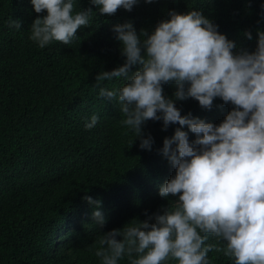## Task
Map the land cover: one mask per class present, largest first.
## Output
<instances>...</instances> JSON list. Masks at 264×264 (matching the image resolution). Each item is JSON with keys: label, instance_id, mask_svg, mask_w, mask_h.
I'll list each match as a JSON object with an SVG mask.
<instances>
[{"label": "trees", "instance_id": "1", "mask_svg": "<svg viewBox=\"0 0 264 264\" xmlns=\"http://www.w3.org/2000/svg\"><path fill=\"white\" fill-rule=\"evenodd\" d=\"M262 2L138 0L131 10L101 14L90 0H77V8L93 9L90 23L78 27L69 44L53 41L41 48L29 39L30 25L46 10L37 13L30 0H0V264H100L94 253L100 234L134 217L145 219L178 198L159 195V186L175 174L161 151L163 139L177 127L190 141L196 134L179 122L163 128L162 120L148 119L142 134L150 133L154 143L151 150L142 149L139 137L120 122L118 101L98 95L100 86L118 88L123 82L96 81L100 71L125 60L113 26L131 21L138 35L150 34L170 10L197 7L235 42L233 51H253L257 29L264 30ZM10 18L19 19L21 28L9 26ZM139 67L132 65L129 74ZM162 87L171 97L176 84ZM82 103L89 110L75 111ZM175 103L181 114L214 124L234 107L220 97L210 108L192 97ZM92 113L99 120L85 128ZM85 194L101 203H89ZM96 207L105 217L102 225L92 216ZM211 242L217 241L209 236L206 243ZM217 243L221 248L208 253L210 264H232ZM119 264L130 262L125 256Z\"/></svg>", "mask_w": 264, "mask_h": 264}, {"label": "clouds", "instance_id": "2", "mask_svg": "<svg viewBox=\"0 0 264 264\" xmlns=\"http://www.w3.org/2000/svg\"><path fill=\"white\" fill-rule=\"evenodd\" d=\"M37 13L29 39L43 48L53 41L69 44L76 30L92 19L93 9L77 8V0H30ZM138 0H90L101 14L118 7L131 10ZM264 18V2L261 3ZM9 26L21 28L19 19ZM125 60L96 76L101 81L123 78L118 88L100 86L98 95L115 98L124 114L120 121L139 137V147L151 150L154 139L142 134L148 119L187 125L196 134L177 127L163 139L162 153L175 174L159 186V195L178 194L175 201L145 219L132 218L122 227L98 236L94 253L100 264H210L208 253L219 251L222 242L232 264H264V30L257 29L253 51H233L235 42L218 31V25L197 7L186 12L169 11L150 34L138 35L131 21L113 26ZM251 39L252 32L245 30ZM140 67L129 74L132 65ZM174 81L173 96L164 94L163 83ZM192 97L210 108L216 97L232 107L219 123L191 113L181 114L176 100ZM86 103V102H85ZM75 106L87 112L88 104ZM99 120L96 113L84 127ZM174 145V146H173ZM99 205L91 195L83 197ZM96 222L105 217L93 209ZM209 236L215 241L206 243ZM119 237V238H118Z\"/></svg>", "mask_w": 264, "mask_h": 264}]
</instances>
